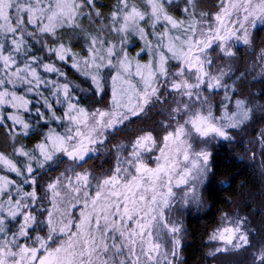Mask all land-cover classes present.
Here are the masks:
<instances>
[{"label":"snow or ice","instance_id":"1","mask_svg":"<svg viewBox=\"0 0 264 264\" xmlns=\"http://www.w3.org/2000/svg\"><path fill=\"white\" fill-rule=\"evenodd\" d=\"M261 31L264 0H0V264H185L217 150L251 130L264 179ZM209 227L264 264V200Z\"/></svg>","mask_w":264,"mask_h":264},{"label":"trees","instance_id":"2","mask_svg":"<svg viewBox=\"0 0 264 264\" xmlns=\"http://www.w3.org/2000/svg\"><path fill=\"white\" fill-rule=\"evenodd\" d=\"M104 2L109 3L110 0H104ZM260 38H264V31L258 33V39ZM242 52H245L247 56L244 49ZM247 87L253 92H259L264 85L256 83L255 86L249 84ZM252 135L254 133L251 130L247 135L241 133L236 139L243 143L225 144L217 150L215 162L217 176L210 193L206 194L208 206L204 211L193 210L186 214L185 225L188 231L186 246L182 253L185 264H211L213 262L211 257L207 256L210 245L206 246L205 243L206 232L210 230V227L206 229V226H211L216 221L221 210L232 211L239 206L243 211L254 212L261 200H264V180L261 179L258 169L253 166V161L248 158L249 154L245 152V147L250 146L248 140ZM258 160L259 156H257V162ZM242 184L243 187H241ZM229 201H234V203H229ZM247 203H251L250 208L245 207ZM254 219L259 221V215H255ZM241 253V259L237 264H246V254ZM231 256L234 257V255ZM220 257L221 259L217 260L219 263L229 262L228 257Z\"/></svg>","mask_w":264,"mask_h":264},{"label":"rangeland","instance_id":"3","mask_svg":"<svg viewBox=\"0 0 264 264\" xmlns=\"http://www.w3.org/2000/svg\"><path fill=\"white\" fill-rule=\"evenodd\" d=\"M186 214L184 216V219L186 218ZM211 247H212V245H210V248ZM241 256H242V253H239V254L234 255V257H232L231 255L226 256V258L228 257V260H229V262L228 261H226V262H227V264H229V263L230 264H237L239 262V260L241 259ZM219 258L221 259V257H218V258H215V259L214 258H211V260H213V262L211 264H224L223 262L222 263H219V261H217Z\"/></svg>","mask_w":264,"mask_h":264}]
</instances>
